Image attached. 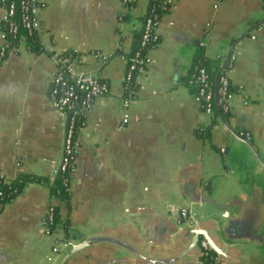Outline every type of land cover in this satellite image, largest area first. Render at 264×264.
<instances>
[{
  "label": "crops",
  "instance_id": "crops-1",
  "mask_svg": "<svg viewBox=\"0 0 264 264\" xmlns=\"http://www.w3.org/2000/svg\"><path fill=\"white\" fill-rule=\"evenodd\" d=\"M31 1L44 50L20 43L0 62V176L55 177L66 120L47 99L50 52L76 53L74 69L95 72L108 91L85 114L68 204L28 182L0 210V264H61L88 238L65 264H201L208 237L215 264H264V0H172L128 107L120 53L130 51L149 0ZM199 48L220 58L219 69L234 56L226 115L209 117L184 82ZM49 204L66 214L69 232L44 231Z\"/></svg>",
  "mask_w": 264,
  "mask_h": 264
},
{
  "label": "built area",
  "instance_id": "built-area-1",
  "mask_svg": "<svg viewBox=\"0 0 264 264\" xmlns=\"http://www.w3.org/2000/svg\"><path fill=\"white\" fill-rule=\"evenodd\" d=\"M122 3L127 7H133L137 0H121ZM150 1V0H149ZM165 3H168L171 6L172 0H164ZM31 0H20L21 8V24L29 29L33 25V19L30 17L29 7ZM3 8V14L0 16V57L8 55L10 53H17L18 46H16L11 38L15 35L17 24L8 18L12 15L13 12V2L9 1L7 5ZM145 19L143 24V37L142 44L148 39L151 35L153 40H156L158 37L157 26L159 21L156 20V15L153 7L148 5ZM8 20V21H7ZM7 21V22H5ZM2 22H5V29L2 27ZM100 61L101 64L107 63L109 55L95 51L92 53ZM137 56V55H136ZM140 61L143 63V68L148 64L149 58L146 54ZM52 58L55 68L52 76H50L49 86L47 89V99L52 102L56 109L65 117V133L63 138V147L60 161L56 170V173L59 170H65L67 167H72V172L74 170V160L72 162V153L77 150L78 139L72 141V127L75 116L79 113H87L89 108L92 105L94 99L98 96L104 95L108 91V86L105 82L99 80L95 72H83L76 71L73 67V60L70 57L61 56L57 54L50 55ZM234 56L230 55L229 59L226 62L229 67L232 66ZM226 65L220 72V88L218 93L220 98H216V94L212 89V84L209 81L208 73L204 67L195 66L196 73L192 74V78L189 80L190 83L196 82L198 89L195 97L200 103V107L204 113L209 117L214 118L212 101L215 99L216 104H221L223 109L226 111L228 106L227 102L231 97V93L227 92L228 85L230 80L227 76V71H225ZM134 68V65H130V69L126 73V79L130 77V71ZM230 69V68H229ZM194 71V72H195ZM132 99L123 98V104L125 107H128ZM244 137L249 139L250 134L248 132L244 133ZM221 152L224 153L225 149H221ZM73 165V166H72ZM53 204H49L46 208L45 214L43 215L42 225L43 229L48 234H54L59 226L54 229H49V223L52 221L53 213ZM180 219H186L188 212L185 208H182L179 213ZM62 243V239L56 237L52 247L49 249V255L47 259L53 260L59 252V245ZM200 256L201 264H215L214 256L211 252L208 242L205 239L200 241Z\"/></svg>",
  "mask_w": 264,
  "mask_h": 264
},
{
  "label": "trees",
  "instance_id": "trees-1",
  "mask_svg": "<svg viewBox=\"0 0 264 264\" xmlns=\"http://www.w3.org/2000/svg\"><path fill=\"white\" fill-rule=\"evenodd\" d=\"M9 1L13 2V12L12 15L8 18V20H12L14 23L17 24L16 32L13 37L10 36L12 42L18 46V44L23 43L25 48L32 52V53H41L44 50V47L42 46L39 37L37 35L34 23L31 28L26 29L21 24V8H20V0H0V5L2 7H5ZM151 7H153L156 20L160 22L162 16L166 14L169 11L170 5L168 3H165L164 0H150L149 4ZM35 6L34 2L31 1L30 7H29V13L30 17L33 19V13L32 8ZM143 17V23L140 29L133 34L132 43H131V49L128 53H120L124 55L126 58V65H125V75L123 78V98L128 99H136L137 98V91H138V83H137V75L140 74L143 68V63H141V59L145 58L144 56L148 53L150 49L155 48L158 43L160 42V36L156 38V40H153L151 35L148 37V39L145 41L144 44H142V37L144 33V19ZM7 20V21H8ZM5 21V22H7ZM5 22H2V27H5ZM5 29V28H4ZM53 52H50L49 55H52ZM61 56H68L70 59L74 60L77 58L76 53L72 51L63 52L60 54ZM137 55V56H136ZM7 55L0 57V62L6 57ZM219 59L211 60L204 56V54L201 51V48L198 49V52L194 58L193 65L188 73V75L185 77L184 82L188 86L189 91L196 95L198 86L196 82L190 83L189 80L192 78V74L196 73L195 66H201L204 67L206 72L209 76V81L212 84V89L214 93L216 94L215 99L220 98V94L218 93L220 88V76L221 73L218 74L219 69ZM134 65V68L130 71V77L129 79H126V73L130 69V65ZM142 67V68H141ZM145 68V67H144ZM229 65H226L225 71L229 70ZM195 71V72H194ZM99 80L102 82H107L104 79H101L98 77ZM108 86V84H107ZM234 86L230 84L228 85L227 92L233 93L234 92ZM215 99L212 101V107H213V113L214 116H218L219 113L222 115H226L227 112L223 109L221 104H216ZM215 119H212L211 123L214 122ZM85 124V113H79L74 118L73 127H72V141H76L78 139L79 133L83 125ZM207 132V131H206ZM200 135H203L200 133ZM76 157V151L72 153V162L75 160ZM75 165V163H74ZM73 166V165H72ZM71 173H72V167H67L65 170H59L53 179V181H49L47 177L44 176H38L33 175L31 173H25L20 172L18 173L14 178L10 179H4L0 176V210L3 208V206L9 202L11 199L16 197L20 192L22 187L28 183V182H39L42 184H46L50 196H54L56 199H58L60 202L68 204V198L70 193V182H71ZM54 205V204H53ZM66 214H63L61 212V208L58 204H55L53 207V213H52V221L49 223V229H54L57 226H63V228L68 231L69 228V221L63 220V216ZM62 221V222H61ZM213 253V251L211 250Z\"/></svg>",
  "mask_w": 264,
  "mask_h": 264
},
{
  "label": "water",
  "instance_id": "water-1",
  "mask_svg": "<svg viewBox=\"0 0 264 264\" xmlns=\"http://www.w3.org/2000/svg\"><path fill=\"white\" fill-rule=\"evenodd\" d=\"M230 55H231V51H229V52L227 53L226 58H225V61H224V63H223V66L219 69L218 74L222 71V69H223L224 66L226 65V62H227V60L229 59ZM65 123H66V121H65ZM195 233H196V236H195L194 241H195V243H196V242H198V240H199V236H200L201 232H200V231H196ZM64 240H65V239H64ZM207 240H208V242H211L210 245L213 247V249H216V245L212 242L211 239H209V237H208ZM91 242H92V239H91V238H88V239H84L80 244L72 245V250L70 251V253H68V255H66V257L63 259V261H62L61 264H65V262L67 261V259H68L72 254H74L75 252H77L79 249H81V248L87 246V245L90 244ZM66 245H68V244L66 243Z\"/></svg>",
  "mask_w": 264,
  "mask_h": 264
}]
</instances>
